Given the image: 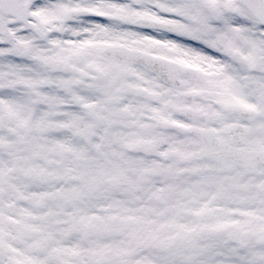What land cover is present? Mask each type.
<instances>
[{"label": "snow or ice", "instance_id": "6c2138e0", "mask_svg": "<svg viewBox=\"0 0 264 264\" xmlns=\"http://www.w3.org/2000/svg\"><path fill=\"white\" fill-rule=\"evenodd\" d=\"M0 264H264V0H0Z\"/></svg>", "mask_w": 264, "mask_h": 264}]
</instances>
